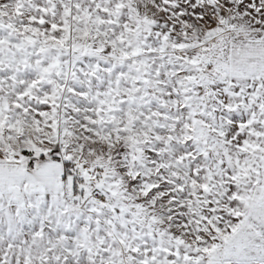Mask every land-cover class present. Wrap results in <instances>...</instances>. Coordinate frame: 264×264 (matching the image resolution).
Segmentation results:
<instances>
[{
    "label": "snow or ice",
    "instance_id": "snow-or-ice-1",
    "mask_svg": "<svg viewBox=\"0 0 264 264\" xmlns=\"http://www.w3.org/2000/svg\"><path fill=\"white\" fill-rule=\"evenodd\" d=\"M0 264H264V0H0Z\"/></svg>",
    "mask_w": 264,
    "mask_h": 264
}]
</instances>
